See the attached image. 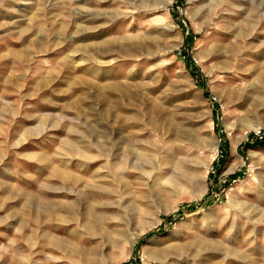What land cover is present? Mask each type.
I'll return each instance as SVG.
<instances>
[{
	"label": "rangeland",
	"instance_id": "374dc122",
	"mask_svg": "<svg viewBox=\"0 0 264 264\" xmlns=\"http://www.w3.org/2000/svg\"><path fill=\"white\" fill-rule=\"evenodd\" d=\"M154 5L0 0V264H264V0Z\"/></svg>",
	"mask_w": 264,
	"mask_h": 264
},
{
	"label": "bare ground",
	"instance_id": "6f19581e",
	"mask_svg": "<svg viewBox=\"0 0 264 264\" xmlns=\"http://www.w3.org/2000/svg\"><path fill=\"white\" fill-rule=\"evenodd\" d=\"M172 0H155V2L157 3V5H154L153 7L154 8H157V7H162V8H166L167 7V5L171 2ZM91 11V10H90ZM88 9H85V12L87 13V14H89V12H90ZM94 11V10H93ZM92 12V11H91ZM93 13V12H92ZM91 13V14H92ZM97 13V12H96ZM113 13H114V15H110L111 16V18L112 17H114V16H118V15H120V14H123V13H121V12H119L118 10H115V11H113ZM82 18V17H81ZM84 18H85V16H84ZM89 21H90V19H89ZM96 21V20H95ZM91 22H92V20H91ZM167 26H171V24H170V22H168L167 21V24H166ZM98 30V29H97ZM97 30H95L96 31V34H97V38H98V40L97 41H94L93 43H89V44H91L90 46H93V49L94 48H97V49H100V48H103V50H105L104 48H106L107 47V45L109 44V41H110V38L109 39H107V38H104L103 37V34H102V32H97ZM101 31V30H100ZM90 38V34H84L83 36H82V39H89ZM112 44V43H111ZM243 45V44H242ZM110 47V46H109ZM107 49V48H106ZM90 50V49H89ZM105 51H107V50H105ZM101 60V59H100ZM235 60V59H234ZM105 64V62H103V61H98V64ZM241 63V62H240ZM264 63V62H263ZM242 65L239 67V68H241L242 69V71L244 70L245 72H249L250 71V68H248V66H246L245 65V63L244 62H242L241 63ZM95 71H97L96 69H93L91 72L93 73V72H95ZM101 91V90H100ZM154 108V107H153ZM156 109V108H155ZM155 109H150L149 111H148V115L147 116H149V125L151 126V127H153V128H156V125H155V122L153 121V113H154V111L153 110H155ZM160 124H159V127L161 128V129H163V130H165V132L166 133H168V131L169 130H167L168 128H171V123H172V119L170 118V119H166V118H163V119H161V121L159 122ZM253 127H255V126H253ZM180 133V132H179ZM165 134V133H164ZM185 135V134H184ZM184 135H180V134H178V133H175V138L176 139H178V142H176L175 144H177L178 146H180V147H182L183 145H186V142H188V141H190L191 142V140L188 138L189 136L188 135H192V134H188V135H186V136H184ZM194 137V136H193ZM196 137V136H195ZM198 138V137H197ZM69 139V138H68ZM193 139H195V138H192V140ZM214 139V138H213ZM196 141H198V140H196ZM214 141V140H213ZM64 143H67V145H69V147L70 148H72V150H74V151H76L77 152V155H78V157H80L81 158V160H82V162H87V161H89L88 159H93V158H95L94 156H91V155H89V153H88V151H83V152H79L78 150H77V147H75V145H73V143H71L70 141H68V142H64ZM193 144H195L194 142H192ZM213 143V144H212ZM211 144H212V151L214 152V151H216V149H217V145H218V143H216V142H212ZM129 144V143H128ZM197 144H198V142H197ZM127 145V144H126ZM199 145V144H198ZM128 146H130L131 147V150H134L135 149V147L133 146V143L131 142ZM129 147V148H130ZM155 151H158L157 153H154V154H149V153H140V155L142 156L143 155V160H145L146 162H147V164L148 165H146V166H148V168H145V166L143 165V163L142 164H140V163H137L136 161H132V166H135V167H137V168H139L142 172H144L145 173V175H148V177L150 176V174H151V168H154L155 166H156V159H157V154L158 153H160V151L161 150H156L155 148H153ZM2 151V150H1ZM189 151V150H188ZM128 152H129V150H128ZM140 155H137V156H140ZM139 158V157H138ZM64 159V158H63ZM68 159V158H67ZM141 159V158H140ZM141 159V160H142ZM67 161V160H66ZM65 161V162H66ZM68 161H70V160H68ZM69 163V162H68ZM72 163V162H71ZM88 163V162H87ZM162 163H164V161H162ZM63 164V163H62ZM114 165H116L117 163H113ZM65 165V164H64ZM63 165V166H64ZM78 165H79V163H78ZM89 165V164H88ZM87 165V166H88ZM67 166V165H66ZM85 167V166H84ZM103 167V165L102 164H99L97 167H96V174H94L93 176H94V180L93 181H96V184L95 185H93V183L92 184H90V183H85L84 185H86V184H89L90 185V188L92 189V190H97V191H102L104 188H105V186H103L101 183H98L97 182V180H99V179H101V175L98 173L99 172V170L101 169ZM80 168H82V167H80ZM86 168V167H85ZM179 168V167H178ZM69 171V170H68ZM56 172V174L58 175V176H60V177H62V178H69L71 175L70 174H68V172H67V170H56L55 171ZM158 179H160V177H158ZM74 180L75 181H77V180H80L79 179V177H74ZM73 181V180H72ZM92 181V182H93ZM63 182V181H62ZM78 182V181H77ZM171 182V181H170ZM64 183V182H63ZM98 183V184H97ZM63 185V184H62ZM89 185H88V187H89ZM64 186V185H63ZM87 186V185H86ZM105 190V189H104ZM63 196V195H62ZM31 198V197H30ZM29 199V198H28ZM32 199V198H31ZM87 199V198H86ZM30 200V199H29ZM49 203V202H48ZM58 203V202H57ZM76 203V202H75ZM47 204V203H46ZM50 204V203H49ZM65 204V203H64ZM58 205V204H57ZM61 205L62 204H59L58 206H56V207H61ZM48 206V205H47ZM83 206V205H82ZM51 207V206H50ZM49 207V208H50ZM66 207V206H65ZM73 207V206H72ZM84 207V206H83ZM61 208H63V205H62V207ZM67 208V207H66ZM59 210H61L60 208H58ZM67 211H68V208L66 209ZM93 210H95V209H93ZM64 211V210H63ZM85 211H86V213L89 215V213H92V206H90V203L89 202H86V205H85ZM69 212V211H68ZM78 212V211H77ZM74 213V212H73ZM81 213V212H80ZM65 216V215H64ZM61 217L60 219L62 220V218H64L63 220H67V219H65L66 217ZM81 216V215H80ZM85 216H87V215H85ZM95 216V215H94ZM93 216V217H94ZM60 217V216H59ZM75 217V216H74ZM87 218V217H86ZM84 219V218H83ZM85 220H87V219H85ZM84 220V221H85ZM85 223V222H84ZM84 225V224H83ZM86 225V224H85ZM84 225V226H85ZM87 226V225H86ZM85 226V227H86ZM54 229V228H53ZM71 230H75V229H71ZM52 233V232H51ZM69 233H70V231H69ZM56 233H54V235H55ZM59 236V235H58ZM72 236V235H71ZM60 237H62V236H60ZM73 237V236H72ZM63 238V237H62ZM61 238V239H62ZM47 241L49 242V243H51L53 246H54V248L55 247H58L59 249H61V250H64V251H67L68 253L70 252L71 253V251L70 250H68V248H67V246H66V244L64 245V242L66 241V240H64V242H62V240H60L59 238H57V236H55V237H50V236H47ZM67 242V241H66ZM68 244H69V242H68ZM71 247V246H70ZM69 247V248H70ZM71 250H72V247L70 248ZM160 257V256H159ZM18 259V258H17Z\"/></svg>",
	"mask_w": 264,
	"mask_h": 264
},
{
	"label": "trees",
	"instance_id": "16d2710c",
	"mask_svg": "<svg viewBox=\"0 0 264 264\" xmlns=\"http://www.w3.org/2000/svg\"><path fill=\"white\" fill-rule=\"evenodd\" d=\"M176 1H182V0H176ZM179 26H183V24H181V23H179ZM192 38L191 37H188V36H186L185 37V39H184V44H185V46L187 45V47L186 48H184L185 49V51L183 50V55H185V58H187V63L189 64V66L191 67L190 68V70H191V73L193 74V76H195V75H197L198 74V70H195V69H193V67L191 66V64H192V60H191V58H190V55H188V50H189V46L191 45V42H192V40H191ZM184 46V47H185ZM191 63V64H190ZM203 84V83H202ZM203 86H204V84H203ZM257 146H264V142H254V143H245L244 144V146H243V148L245 149V148H252V147H257ZM223 156V155H222ZM235 176H236V173H233V174H231V176H230V179L232 178V179H234L235 178ZM204 202L202 201L201 203H199V204H203ZM206 204V203H205ZM208 205L210 204V203H207ZM180 213H181V211H179ZM180 213H178V214H180ZM181 215V214H180ZM168 220H170V219H172L173 220V218L171 217V216H168V217H166Z\"/></svg>",
	"mask_w": 264,
	"mask_h": 264
},
{
	"label": "built area",
	"instance_id": "2783aa9c",
	"mask_svg": "<svg viewBox=\"0 0 264 264\" xmlns=\"http://www.w3.org/2000/svg\"><path fill=\"white\" fill-rule=\"evenodd\" d=\"M243 140L246 143L264 142V127L245 131ZM244 143V144H245ZM208 171H213V166H210Z\"/></svg>",
	"mask_w": 264,
	"mask_h": 264
}]
</instances>
